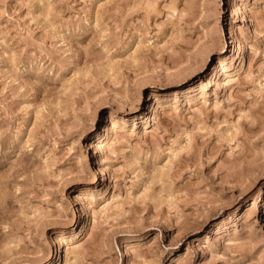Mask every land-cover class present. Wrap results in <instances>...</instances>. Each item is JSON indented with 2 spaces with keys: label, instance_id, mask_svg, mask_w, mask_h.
Here are the masks:
<instances>
[{
  "label": "rangeland",
  "instance_id": "374dc122",
  "mask_svg": "<svg viewBox=\"0 0 264 264\" xmlns=\"http://www.w3.org/2000/svg\"><path fill=\"white\" fill-rule=\"evenodd\" d=\"M0 264H264V0H0Z\"/></svg>",
  "mask_w": 264,
  "mask_h": 264
},
{
  "label": "bare ground",
  "instance_id": "6f19581e",
  "mask_svg": "<svg viewBox=\"0 0 264 264\" xmlns=\"http://www.w3.org/2000/svg\"><path fill=\"white\" fill-rule=\"evenodd\" d=\"M241 18H243V17H241ZM244 20V19H243ZM216 66H220V67H223V59H222V57H219L218 58V61H217V64H216ZM101 175H103V174H101ZM58 239V238H57ZM59 241H61V240H58V242ZM60 243V242H59ZM60 245V244H59Z\"/></svg>",
  "mask_w": 264,
  "mask_h": 264
}]
</instances>
